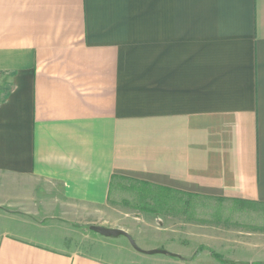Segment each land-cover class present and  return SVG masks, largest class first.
<instances>
[{
    "label": "crops",
    "instance_id": "crops-1",
    "mask_svg": "<svg viewBox=\"0 0 264 264\" xmlns=\"http://www.w3.org/2000/svg\"><path fill=\"white\" fill-rule=\"evenodd\" d=\"M116 178L264 211V0H0V264H137L28 222Z\"/></svg>",
    "mask_w": 264,
    "mask_h": 264
},
{
    "label": "rangeland",
    "instance_id": "rangeland-1",
    "mask_svg": "<svg viewBox=\"0 0 264 264\" xmlns=\"http://www.w3.org/2000/svg\"><path fill=\"white\" fill-rule=\"evenodd\" d=\"M155 188L143 187L139 181L116 178L111 184L107 211H92V222L75 218L72 213L69 217L74 219L68 221H44L40 214L28 222L46 226L47 232L56 237L59 248L65 251L92 254L101 247L109 253L99 255L110 260L117 259L114 253L118 247L108 242L129 243L128 240L103 238L90 231V226L113 225L115 228L111 229L128 233L142 250H164L173 254L147 256L134 251L137 264H264L262 208L174 192L163 209L153 199L158 192ZM154 211L156 213H152ZM8 218L19 219L16 214ZM13 224L18 226L19 221ZM1 225L0 218V228ZM164 229L170 235L165 236Z\"/></svg>",
    "mask_w": 264,
    "mask_h": 264
},
{
    "label": "water",
    "instance_id": "water-1",
    "mask_svg": "<svg viewBox=\"0 0 264 264\" xmlns=\"http://www.w3.org/2000/svg\"><path fill=\"white\" fill-rule=\"evenodd\" d=\"M89 230L94 232L95 234H98L102 237H106V238H117V237H124L128 240L130 246L138 253L143 254V255H147V256H152V255H171L173 256V254H170L167 251L164 250H142L140 249L135 242L132 240V238L130 237V235L128 233H126L123 230L120 229H111V228H105L102 226H90Z\"/></svg>",
    "mask_w": 264,
    "mask_h": 264
},
{
    "label": "trees",
    "instance_id": "trees-1",
    "mask_svg": "<svg viewBox=\"0 0 264 264\" xmlns=\"http://www.w3.org/2000/svg\"><path fill=\"white\" fill-rule=\"evenodd\" d=\"M140 184L143 185V187L144 186H150L146 182H140ZM155 189H157L158 192H156L153 199L158 205L162 206L164 209L163 205H165V206L167 205L165 201L171 200L172 199L171 194L176 192V191L168 189V188H164V187H156ZM162 207H161V209H162ZM147 211H150V213H151L152 210H147ZM152 213H156V211H154Z\"/></svg>",
    "mask_w": 264,
    "mask_h": 264
}]
</instances>
